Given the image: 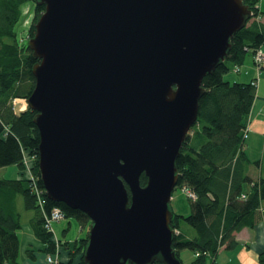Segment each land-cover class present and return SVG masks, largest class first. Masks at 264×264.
<instances>
[{
  "label": "water",
  "instance_id": "water-1",
  "mask_svg": "<svg viewBox=\"0 0 264 264\" xmlns=\"http://www.w3.org/2000/svg\"><path fill=\"white\" fill-rule=\"evenodd\" d=\"M27 47L45 196L90 220L84 264H182L176 160L203 79L252 18L242 0H34ZM147 179L140 185V177Z\"/></svg>",
  "mask_w": 264,
  "mask_h": 264
},
{
  "label": "trees",
  "instance_id": "trees-1",
  "mask_svg": "<svg viewBox=\"0 0 264 264\" xmlns=\"http://www.w3.org/2000/svg\"><path fill=\"white\" fill-rule=\"evenodd\" d=\"M29 1L35 3L0 0V169L16 168V177L0 178V264L18 263L21 228L18 198L22 199L26 212L35 213L30 224L35 237L44 245V252L57 254L58 264H84L90 220L84 213L45 196L38 169L39 134L34 124L37 113L28 106L16 111L13 105L17 100L26 101L35 85L32 68L37 60L27 47L29 39L20 41L15 35L21 7ZM242 2L251 10L252 18L259 20L263 14L258 9L259 0ZM43 11L44 6L35 5L28 38L33 37L34 24ZM263 47L264 24L249 21L233 36L226 61L202 81L204 94L199 101L197 121L175 163L178 183L174 191L185 189L192 196L188 199L187 213L173 210L170 205L172 248L182 264H185L180 256L182 251L193 253L189 264H214L221 249H236V233L254 228L263 218L264 183H255L248 177L250 160L243 138L255 86L231 83L224 78L230 71L229 65L239 71L246 56L250 54L254 63L255 52ZM25 160L30 165V175L25 170ZM146 181L141 175L140 185L145 186ZM41 191L42 206L37 196ZM53 209L61 210L66 220H75L82 236L74 242H57L44 227V217ZM257 264H264V250L257 253Z\"/></svg>",
  "mask_w": 264,
  "mask_h": 264
},
{
  "label": "crops",
  "instance_id": "crops-1",
  "mask_svg": "<svg viewBox=\"0 0 264 264\" xmlns=\"http://www.w3.org/2000/svg\"><path fill=\"white\" fill-rule=\"evenodd\" d=\"M258 9L261 13L257 22L264 24V0H259ZM264 52V47L262 48ZM250 55V54H249ZM233 80L227 77V81L231 83H251L255 85L254 102L250 113L246 119V134L247 139L244 142V150L247 153L250 164L247 168L248 176L253 177L256 182L263 181L264 183V65L257 71L254 67L253 58L250 55L246 56L243 64L239 67V71L233 75ZM16 177V172L15 176ZM17 209L20 213V230L18 231L19 238V254L17 264H46V253L44 252V245L35 237L31 228V220L35 213L32 211L26 212L23 209L22 199H17ZM263 211V218L258 222L254 228H244L235 234V239L238 243L235 250L221 249L214 259V264H257V253L264 250V201L261 203ZM67 222L66 228L61 227L60 223L53 226L54 236L57 240L74 242L82 236V232L76 224L75 228H79L78 234L72 235L71 221ZM58 233L60 236H58ZM180 252L183 263L185 254L188 257V263L192 262L193 253ZM221 260L219 257L223 254ZM238 258L236 260L235 258ZM190 259V260H189Z\"/></svg>",
  "mask_w": 264,
  "mask_h": 264
},
{
  "label": "rangeland",
  "instance_id": "rangeland-1",
  "mask_svg": "<svg viewBox=\"0 0 264 264\" xmlns=\"http://www.w3.org/2000/svg\"><path fill=\"white\" fill-rule=\"evenodd\" d=\"M35 3L32 1L27 2L26 4H24L21 7V16H20V20L17 23L16 27H15V35L18 36L19 40H24L26 41L28 38V33H29V28L30 26L33 24V20H34V14H35ZM252 19V18H251ZM28 44V43H27ZM247 57L249 58L250 55L248 54ZM229 65V63L227 64ZM230 67V71L228 74L225 75V80H227V77L230 78L231 80H233V75H235V71L233 67L231 69V65H229ZM13 105L15 106V110L16 111H21L24 110L27 107L26 101H14ZM191 133V131L189 132V134ZM15 172H16V168L15 167H8V168H2L0 169V178L2 177H14L15 176ZM250 177V179L256 183V181L253 179V177ZM188 192L185 189H180L177 188L172 195V200H171V206L173 208V210H178L182 213H187L188 211ZM65 221V220H63ZM59 222L61 224V227L66 228L67 226V222ZM68 221V220H66ZM71 221L72 224V228H71V233L72 235L78 234L80 232L79 228H75L76 226V221L75 220H69ZM54 226V225H53ZM58 236H60V234L58 233ZM185 253H189L188 251H186ZM225 254V252L219 257L218 261L221 260V257H223ZM188 257H190V255L185 254L184 257V262L185 264L188 263ZM239 258V257H238ZM238 258L236 257L235 259L238 260ZM190 260V259H189Z\"/></svg>",
  "mask_w": 264,
  "mask_h": 264
},
{
  "label": "built area",
  "instance_id": "built-area-1",
  "mask_svg": "<svg viewBox=\"0 0 264 264\" xmlns=\"http://www.w3.org/2000/svg\"><path fill=\"white\" fill-rule=\"evenodd\" d=\"M254 63H255V69H257V71H259L260 68L262 67V65L264 64V52L261 49H258L255 52V54H254ZM237 71L238 70H236V72ZM246 137H247V135L245 133L243 138L246 139ZM27 158L28 157H26V159ZM24 165H25L26 172L30 175V165H29V163L26 160L24 161ZM31 180L33 181V178H31ZM40 193L42 194V191L41 192H37L38 204L40 206H42L44 204V200H43V198L40 197V195H41ZM191 196L192 195L188 192V197H191ZM44 219H45V223H44L45 229L47 231H49V232L54 234L53 225L65 220V217H64V214L62 213L61 210L53 209L51 214L48 217H44ZM175 234H177V233H175ZM45 262H46V264H58V262H59L58 255L57 254H55V255H46Z\"/></svg>",
  "mask_w": 264,
  "mask_h": 264
}]
</instances>
